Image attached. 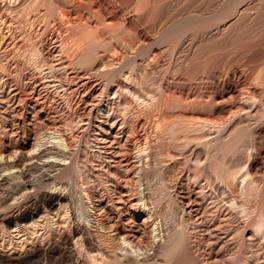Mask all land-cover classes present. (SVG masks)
<instances>
[{
    "label": "bare ground",
    "instance_id": "1",
    "mask_svg": "<svg viewBox=\"0 0 264 264\" xmlns=\"http://www.w3.org/2000/svg\"><path fill=\"white\" fill-rule=\"evenodd\" d=\"M25 1H27V0H25ZM232 1L235 2V0H232ZM238 1H240V0H238ZM47 2H49V1H47ZM231 2H229L228 4H232ZM241 2H243V1H241ZM241 2H239V3H241ZM262 2H263V0H262ZM223 3H225V2H223ZM223 3H222V5H223ZM239 3H238V5H239ZM260 3H261V1H260ZM54 4H52L53 7H54ZM236 4H237V2H236ZM222 5H221V7H222ZM233 5H234V3H233ZM261 5H262V3H261ZM263 5H264V3H263ZM182 6H183V4H182ZM200 6H201V4H200ZM239 6L234 5L233 8L235 10H237ZM226 7H228L229 9L227 8L228 10H224V9H222V10L229 12V10L232 8V7L230 8L229 5H227ZM54 9H55V7H54ZM54 9L52 12H54ZM235 10H234V13L236 14V12H238V11H235ZM247 10H249V9H247ZM251 10H249V11H251ZM261 10H263V9L261 8ZM261 10H260V12L258 10L257 11L259 13H261ZM224 11H222V12H224ZM242 12H243V15L244 14L249 15V13L244 12L243 9H242ZM213 13H215V12H213ZM234 13H232V14H234ZM224 14H226V13H224ZM256 14H258V13H256ZM194 15H196V13ZM239 15H240V13H239ZM212 16H214V15H212ZM245 16H243L244 17L243 19L246 18ZM201 17H203V16H201ZM233 17H234V15H233ZM240 17L242 18V16H240ZM258 17H259V15H258ZM263 17L264 16H262V19H260L261 21L264 19ZM223 18H225V16ZM256 18H257V15H256ZM195 19H197V18H195ZM215 19H217V18H215ZM237 19H239V17ZM243 19L241 21H243ZM248 19H249V16H248ZM181 20H182V18H181ZM181 20H178V22ZM234 20L236 21V19H234ZM256 20L259 21V18H257ZM253 21H254V19H253ZM255 22H257V21H255ZM262 22H260V23L262 24ZM194 23L195 22H193V25H196ZM190 24H192L191 21H189V23H187L188 26L184 25V28L186 26H187L186 28H190L189 27ZM219 24L221 25L222 23H219ZM234 24L237 25V27H238L239 23L238 24L237 23L231 24V22L229 23V21H228V24H226V25L232 26ZM240 24H243V23H240ZM245 24H247V23H245ZM200 25L201 24H198V26H200ZM235 25H234V27H235ZM170 26H172V25H170ZM176 27H178L177 29L179 30L180 26H176ZM167 28H164V29L167 30ZM174 28H173V30H174ZM182 28H183V26H182ZM191 28H192V26H191ZM202 29H204V28H202ZM107 30H110V29H107ZM116 30L117 29H115V31ZM173 30H171L172 33H173ZM175 30H176V28H175ZM186 30H188V29H186ZM204 30H206V29H204ZM222 30H223V28H222ZM226 30L228 31V28ZM117 31L119 32V30H117ZM70 32H72V31H70ZM108 32H111V31H108ZM182 32H185V31H182ZM203 32L207 33V31H203ZM229 32H230V30H229ZM229 32H227V34ZM233 32H234V29H233ZM88 33H89V31H88ZM172 33H168L169 34L168 36H170ZM177 33H178V31H177ZM114 34H115V32H114ZM127 34H129V33H127ZM183 34H185V33H183ZM187 34L188 33H186V35ZM94 35L96 36V33H94ZM177 35H179V34H177ZM115 36H116V34H115ZM166 36H167V34H166ZM183 36H185V35H183ZM91 37H93V36H91ZM172 37H174V36H172ZM82 38H86V37H82ZM87 38H88V35H87ZM253 38H255V37H253ZM30 39H32V38H30ZM63 39H65V37ZM80 39H81V37H80ZM80 39H78V40L80 41ZM188 39H190V38H188ZM164 40H165V38H164ZM248 40H250V39H248ZM81 41L83 42L84 39ZM96 41L97 40H95V42ZM218 41H220V40H218ZM80 42H79V44H80ZM175 42H177V41L175 40ZM29 43H32V42H29ZM39 43L40 44H38V46L35 45L34 47L31 46V44H30V47L31 48L33 47V48L31 50H29L31 62L34 61L38 65V66L35 65V66H37L36 67L37 69L35 68L37 71L35 69H33L37 72L36 76L35 75L32 76L33 80H31V81L26 80L27 76L25 79H23L24 78L23 74H21V72H20L21 69L19 70V67L15 68L16 65H14L15 67H13V68L10 67L11 65L8 66L9 64H6V65L4 64V65L0 66V264H264V112L263 113L261 112L263 119L260 118L261 114L259 117L261 120H263L262 125H260V126L258 125V127L256 126L257 128H255V129L253 128L254 130L251 132V134H252L251 140L253 142L252 150H251L252 155H251L250 160L247 163V167H246L247 170H246V172L244 171L245 175H243L244 177H241V180H240L241 185H240L239 189H237L234 186L230 187V190H229L230 192H228L233 196L234 201L231 200V202H229L227 206H225L223 204L221 205V202H219L218 198H216L215 196L210 194L206 190V187H205L204 183L202 182V180H203L202 178L204 177V176H202V172L204 169L202 170L200 168V166L198 167L197 165L191 166V164H189V163H191L190 160H189V163L185 162L183 164L184 165L183 173L181 174V172H180L181 176L178 174L177 175L178 178L176 176V179H175V181H173V184L169 183L172 181L170 179L167 180V181L170 180L169 182H166V177H167V175L170 174L169 170H168L170 167L169 168H165V166L162 167L163 162L165 164L166 160L176 159L175 155L173 154V152H171V150L174 152L181 150L183 146L185 147V143L187 141L186 139H185L184 144L181 143L182 141L177 143V139H176V143L174 142L173 144L172 143L169 144L172 141L165 144V143H163L164 142L163 140H160L163 142H161V143L158 142L159 144L156 145L157 147H154L151 145L152 144L151 141H150L151 144L149 143V141L147 142V140H149V139L144 140L145 135L141 131V121L140 120H136L135 122L133 121V123H131L132 124L131 131L133 132L132 136L130 138L127 137L126 139H124V132H125L124 130H123L124 132H122L119 129L116 130L115 127L112 128V126H111V128H108V127H106V125H104V123H105V116L103 115L104 111L102 113L100 111L96 112L93 109L94 107H92L93 105L89 106L90 103H89L87 98L90 96L92 97L93 95L90 92V88H89L88 83H87L88 81L87 82L82 81L83 82L81 84L82 91L79 92L80 89L77 87H76V89L75 88L72 89V87H71L72 85H70L72 83L69 80H68V83H66V84L63 83L61 80H59L57 74L59 72L63 71L62 69H64L66 65L64 66V63H60L61 61H59V60H58L59 62L57 61L58 63L56 62V64H52L53 59L51 61V57L54 56V55L52 56L54 51H53V53L52 52L49 53V51L47 50L46 46L48 43V38L42 39V41ZM202 43H204V42H202ZM98 44H99V41H98ZM100 44H102V43H100ZM91 45L92 46H90V48L88 47L89 49H87V51L84 50L85 53L83 52V55L77 60V62L75 61L77 64H73V63H71V64L80 65L81 67H83V66L86 67L87 65L90 66V64L93 66L92 63H94V61L96 59L95 58V55H96L95 51H96V49H98L97 48L98 46L94 45V43H92ZM126 45H128V44H126ZM163 46H164V44H163ZM66 47H67V45H66ZM211 47H212V45H211ZM83 48H85V47L83 46ZM142 48H144V47H142ZM173 48H175V47L173 46ZM60 49H62V48H60ZM68 50H66V51H68ZM77 50H75V51H77ZM19 51H21V50H19ZM27 51H28V49H27ZM75 51H74V53H75ZM108 51H111V50L109 49ZM133 52H135V51H133ZM171 52H173V51H171ZM176 53H178V52H176ZM12 55H14V54H12ZM55 55H57V54H55ZM177 56H179V55H177ZM74 57H76V56L74 55ZM56 59H58V58H56ZM98 59H100V58H97V60ZM207 59H208V57H207ZM154 61H155V59H154ZM29 62H30V60H29ZM124 62H125V60H124ZM164 63H165V61H164ZM171 63H173V62H171ZM29 64H28V66H29ZM177 64H178V62H177ZM253 64H251V65H253ZM138 66H140V65H138ZM30 67H31V65H30ZM69 67H71V66H69ZM116 67H118V66H116ZM170 67H171V65H170ZM126 68H128V67H126ZM253 68H255V66H253ZM82 69H85V68L83 67V68H81V70ZM119 69H117V70L119 71ZM252 69H251V71H252ZM105 70H104L105 72L104 71L102 72L100 70L101 73L99 72V74L97 73L98 71L96 72L98 74V78L99 77H100V79L102 78V81H103L102 84L104 86V87L102 86L103 89H101V90H100V87H98L99 88L98 89L99 90L98 95L100 97L103 96L104 93L107 91V88H109V85L112 83L113 78L115 76V74L113 73L114 71L111 72L112 70H110V71L107 69H105ZM211 71H213L212 67H211ZM92 73L95 74V72H92ZM202 73H204V72H202ZM120 74H122V73H119L118 75H120ZM213 74H215V73H213ZM60 75H63V74H60ZM66 75L68 76V72ZM200 75L201 74H199V76ZM219 75H220V73H219ZM254 75H255V78L252 79V81H254V82L250 81L248 83L249 92H248L247 97L245 99L242 98L244 100H241V102H238V104H236V106H232V104H231L230 107L226 108L228 111L225 109L227 111V114L229 113L231 115L229 118L230 119L229 122L230 121L233 122V120L237 119L236 117H238V116L240 118H242L243 116H241L242 115L241 113L244 112L243 114H245V111L247 109L249 110V108H251V107L254 108V106H256V104H260L264 101V63H262V65L260 64L258 70L256 71V73ZM9 76L13 77V79L15 78L13 85L10 84L11 83V77H9ZM161 77H163V76H161ZM234 77H235L236 81H234V82L229 81L227 86H224V87H226L225 90L229 93V96L232 95L233 97L236 96L237 93L239 92V89H240L239 84H241L240 82L243 80V75L241 72L240 73L238 72V73H234ZM30 78H28V79H30ZM65 79H67V78H65ZM126 79H125V81H126ZM157 79L158 78H156V80ZM207 79H208V77H207ZM73 80H75V79H73ZM82 80H83V78H82ZM177 82H178V80H177ZM138 83H136L137 85L135 84L136 87L139 85ZM211 83H209V84L211 85ZM140 84H141V82H140ZM165 84H164V87L168 86L167 84L166 85ZM246 86H244V87H246ZM12 88L14 90H13V92H10V90ZM211 89H212V87H211ZM130 90H129V92H130ZM207 90H209V89H207ZM126 92L127 91H125L124 93H126ZM146 92H148V91H146ZM241 92H243V91H241ZM245 92H246V90H245ZM85 93H87V94L83 95ZM131 93H132V91H131ZM161 93L163 95L164 91L160 92V94ZM181 93H182V91H181ZM127 94H128V92H127ZM197 94H198V92H197ZM134 95H135V93H134ZM162 95L160 96V98H158L156 96V98H158V103H157L158 107L161 106V104H162V101H163V100H161V99H163ZM129 96H130V93H129ZM212 97H214V96H212ZM221 97H223V96L221 95ZM236 97H235V99H236ZM93 98H94V96H93ZM121 98H122V96H121ZM219 98L220 97L215 98V100H217ZM232 98H230V100ZM238 98L239 97H237V100H239ZM201 99H205V97L204 98L201 97ZM222 99H225V98H222ZM101 100H102V98H101ZM114 100H115V98H114ZM137 100H138V97H137ZM165 100L166 99H164V101ZM212 101H213V99H212ZM222 101H224V100H222ZM120 102H121V100H120ZM156 102L157 101H155V104H156ZM166 102H169V101H166ZM187 102H189V101H187ZM218 102H221V100L216 101L215 103H218ZM225 102L227 103V101H225ZM225 102L224 103L222 102V103L225 104ZM231 102L233 103L232 100H231ZM196 103H197V101H196ZM198 103L201 105L200 102H198ZM206 103H208V102H206ZM104 104H106V103H104ZM202 104H203V102H202ZM218 104H221V103H218ZM129 105H131V104H129ZM213 105L214 104H212V106ZM227 105H228V103H227ZM233 105H235V104H233ZM121 106H124V105H121ZM158 107H156V108L159 109ZM208 107H210V104ZM117 108H118V106H117ZM177 108H179V107H177ZM253 108H251V109L253 110ZM207 109H209V108H206V110ZM251 109L249 111H251ZM262 109H263V107H262ZM134 110L136 111V109H134ZM198 110L201 111L200 109H198ZM149 111H152V110H149ZM183 111L185 112V110H183ZM184 112L182 113L183 115H185ZM209 112H207V113L209 114ZM246 112H248V111H246ZM251 112H248V114H251ZM176 113L178 114V112H176ZM136 114H138V113H136ZM167 114H169V113H167ZM194 114H196V113H194ZM131 115L134 116L133 113ZM149 115H151V114H149ZM149 115L147 114L148 118H149ZM172 115H173V111H172ZM206 115H202L203 117H201L204 121L210 122V123L212 121L214 122V120L212 118L213 116L211 117L212 114L210 116L209 115L206 116ZM124 116H126V115L124 114ZM151 116H153V114ZM165 116H167V115H165ZM217 116H219V115H217ZM257 116H259V113ZM135 117H137V116H135ZM138 117L140 119L141 116H138ZM159 117H160V115H159ZM164 117H162V120H164L163 119ZM192 117H194V116H192ZM115 118H117V117H115ZM167 118H168V116H167ZM167 118H165V119L168 120ZM245 118H243V119L245 120ZM107 119H109V118H107ZM129 119L130 118H128V120ZM202 119H200V120H202ZM160 120H159V125H160ZM181 120H183V119L181 118ZM170 121H168V123H170ZM234 121H236V120H234ZM232 122H230V123H232ZM181 123H183V122L181 121ZM204 123H202L203 127L206 124V123L205 124ZM129 124H130V122H129ZM164 124L166 125V123H164ZM143 125H142V127H143ZM122 126L123 125H121V127ZM166 126H164L165 129H166ZM169 126L170 125H168V127ZM172 126H173L172 129H174L175 127L177 128V125H175V126L172 125ZM214 126H216V125H214ZM164 127L162 129H164ZM202 128H200V129H202ZM208 128H210V127H208ZM225 129H227V128H225ZM188 130H190V129L187 128V131ZM198 130H199V128H198ZM210 130H211V128H210ZM236 130H238V129H236ZM127 131L129 133H131L129 130H127ZM153 131L154 130H152V132ZM158 131L160 132V129ZM229 131L231 132V130H229ZM242 131L244 132V130H242ZM167 132H165L164 135ZM208 132H209V130H208ZM156 134H157V132H156ZM209 134H210V132H209ZM220 134H222V133H220ZM126 135H128V134H126ZM234 135H236V134H234ZM168 136H169V134H168ZM229 136H231V135L229 134ZM229 136H228V138H229ZM237 136H234V138L232 137L233 139H231L230 142L226 143L224 141L225 143L222 142V144L218 145L219 146L218 152L220 153V151H221L222 153H224V156H226V154H229V152L232 151L231 149L234 148V146H236L237 141H239V140L236 141ZM247 136H248V134H247ZM159 137H160V139H163V138H161V136H159ZM207 137H209V136L207 135ZM239 137L240 136H238V139H240ZM241 137L243 138L242 135H241ZM169 138L166 139V141L171 139V138L170 139ZM187 139H189V138H187ZM201 140H205L207 142L206 139H201ZM143 141H145V142H143ZM241 141L243 142V139H241L239 142H241ZM245 141H247V140H245ZM153 142H155V140ZM183 142H184V140H183ZM206 142H204V143H206ZM208 142H211V141H208ZM249 142L250 141H248V143ZM187 143H188V141H187ZM189 143H192V141H190ZM193 143H195V142H193ZM204 143H203V145H204ZM199 144L198 143L196 144V148H197V146H199ZM201 144H202V142H201ZM238 144L239 143H237V145ZM188 145H190V144H188ZM206 146H208V145H206ZM245 148H247V147H245ZM186 149H182L181 151H185ZM205 149L207 150L208 148H205ZM235 149H233V150H235ZM235 151H232V152H235ZM193 153H194V151H193ZM205 154H206V152H205ZM180 155H182V154H180ZM216 155H218V154L216 153ZM231 156H232V154H231ZM219 157H220V155H219ZM214 158H216V157L214 156ZM214 158L212 157L211 160H209L210 162L208 163L212 172H215V173L218 172V174L219 173L221 174V172L225 171L226 174L228 172V175L231 173L233 175V177H234V174L236 175V173H232L231 171H229L228 169H226L224 167L228 164V162L226 165L222 166V163H219L217 158L216 159H214ZM224 158L222 160H224ZM228 159L230 160V158H228ZM237 159H238V157H237ZM240 160H242V159H240ZM193 161H195V160H193ZM206 161H207V159H206ZM231 162H229V164H231ZM192 164H193V162H192ZM197 164L199 165L198 161H197ZM204 164H201V165L203 166ZM183 165H181V166H183ZM243 168H244V165H243ZM234 169H231V170H234ZM179 170H181V169H179ZM184 171H185V173H184ZM239 171H241V170H239ZM208 175H206V176H208ZM224 175H225V173L223 174V176ZM201 176H202V178H201ZM236 176H235V178H236ZM167 178H169V177H167ZM220 178H219V180H220ZM214 179H215V177H214ZM173 180H174V178H173ZM221 180H222V178H221ZM231 180H232V178H231ZM223 181H224V179H223ZM233 181H235V180H233ZM211 182H213V181H211ZM207 187H209V186H207ZM228 193H227V195H228ZM250 199L251 200L254 199V201L256 200V202H257V203L255 202L256 205L250 206L251 203L248 202ZM223 203H225V202H223ZM236 214L248 217L247 222L245 221V222L240 223V222L236 221V216H235ZM239 215H237V216H239Z\"/></svg>",
    "mask_w": 264,
    "mask_h": 264
},
{
    "label": "rangeland",
    "instance_id": "2",
    "mask_svg": "<svg viewBox=\"0 0 264 264\" xmlns=\"http://www.w3.org/2000/svg\"><path fill=\"white\" fill-rule=\"evenodd\" d=\"M44 1V2H43ZM49 1V2H47ZM138 1V2H137ZM0 0V66L9 64L10 67H19L21 69V74H23V79L31 81L32 76L37 75V64L33 61L31 62L30 51L35 45L38 46L39 42L44 38H48L47 50L54 53L52 54L51 61L52 64H56L59 60L60 63H64L65 68L63 71L57 74L58 79L63 83H68V80L72 83V89L79 88V92L82 91L81 84L87 82L90 88V92L93 96L88 97L89 106L93 105V109L96 112H103L105 116L106 127L112 128L115 127L116 130H121L126 132L129 130L131 133L124 132V139L132 136L131 127L133 121H141V131L145 135L147 142H152V146L157 147L159 143L163 142L167 144L185 143V151H172L175 155L174 160H166L163 166L169 168V175L166 177V182L173 184L176 176L180 172L183 173L184 163L189 160L191 166L197 165L203 170L202 182L204 183L206 190L218 198L221 205L227 206L229 202L234 201L233 196L228 193L230 192V187L234 186L237 189L240 187L241 177H244L247 170V163L252 155V134L251 132L262 125V113L264 112V101L256 106L249 108L245 111V114L241 113L243 116H239L229 122L230 114H227V109L232 106H236L238 102L244 100L249 92L248 83L255 78V73L258 70L260 64L264 63V19L261 21L262 16H264V0ZM185 1V2H184ZM202 1V2H201ZM232 1V2H231ZM243 1V2H241ZM257 3H256V2ZM262 5H261V3ZM204 2V3H203ZM213 2V3H212ZM225 2V3H223ZM231 2L232 4H228ZM237 2V4H236ZM241 2V3H239ZM251 2V3H250ZM255 2V3H254ZM55 3V4H54ZM165 3V4H164ZM210 3V4H209ZM223 3V5H222ZM233 3L236 6H239L237 10L233 8ZM239 3V5H238ZM39 4V5H38ZM54 4V7L53 5ZM163 4V5H162ZM183 4V6H182ZM201 4V6H200ZM205 4V5H204ZM242 4V5H241ZM253 4V5H252ZM259 4V5H258ZM48 5V6H47ZM51 5V6H50ZM56 5V6H55ZM190 5V6H189ZM197 5V6H196ZM217 5V6H216ZM222 5V7H221ZM232 13L235 11L236 14L229 13V8ZM232 5V6H231ZM47 6V7H46ZM51 8H50V7ZM194 6V7H193ZM246 6V7H245ZM250 6V7H249ZM254 6V7H253ZM25 7V8H24ZM257 9H256V8ZM48 8V9H47ZM165 8V9H164ZM179 8V9H178ZM184 8V9H183ZM226 8V9H225ZM228 8V9H227ZM241 8V9H240ZM261 8L263 10H261ZM54 9V12H52ZM193 9V10H192ZM218 9V10H217ZM224 9V10H222ZM234 9V10H233ZM249 13V15L242 12ZM249 9V10H246ZM217 10V11H216ZM221 10V11H220ZM233 10V11H232ZM261 13H259L258 11ZM27 11V12H26ZM51 11V12H50ZM166 11V12H165ZM194 11V12H193ZM224 11V12H222ZM49 12V13H48ZM58 12V13H57ZM206 12V13H205ZM215 12V13H213ZM221 12V13H220ZM228 12V13H227ZM258 14H256V13ZM3 13V14H2ZM163 13V14H162ZM196 13V15H194ZM213 13V14H212ZM226 13V14H224ZM240 13V15H239ZM255 15H254V14ZM24 14V15H23ZM28 14V15H27ZM50 14V15H49ZM53 14V15H52ZM179 14V15H178ZM214 16H212V15ZM218 14V15H217ZM232 14V15H231ZM242 14V15H241ZM262 14V15H261ZM8 15V16H7ZM19 15V16H18ZM162 15V16H161ZM167 15V16H166ZM169 15V16H168ZM234 15V17H233ZM246 15V16H245ZM259 18V21L256 20ZM259 15V17H258ZM26 16V17H25ZM200 16V17H199ZM203 16V17H201ZM209 16V17H208ZM211 16V17H210ZM225 16V18H223ZM227 16V17H226ZM242 16V18L240 17ZM245 16L246 18L243 19ZM249 16V19H248ZM165 17V18H164ZM189 19H188V18ZM232 17V18H231ZM239 17V19H237ZM182 18V20H181ZM197 18V19H195ZM199 18V19H198ZM203 18V19H202ZM217 18V19H215ZM264 18V17H263ZM186 19V20H185ZM192 19V20H191ZM207 19V20H206ZM236 19V21L234 20ZM243 19V21H241ZM254 19V21H253ZM178 20H181L178 22ZM185 20V21H184ZM196 20V21H195ZM199 20V21H198ZM226 20V21H225ZM246 20V21H245ZM96 21V22H95ZM169 21V22H168ZM172 21V22H171ZM191 21L192 24L186 28ZM218 21V22H217ZM223 21V22H222ZM225 21V22H224ZM239 23L237 25L228 26V24ZM233 21V22H232ZM238 21V22H237ZM240 21V22H239ZM257 21V22H255ZM166 22V23H165ZM187 22V23H186ZM193 22H195L193 25ZM198 22V23H197ZM200 22V23H199ZM213 22V23H212ZM247 24H245V23ZM262 22V24L260 23ZM212 23V24H211ZM219 23H222L221 25ZM243 23V24H240ZM253 23V24H252ZM10 24V25H9ZM16 24V25H15ZM96 24V25H95ZM148 24V25H147ZM150 24V25H149ZM159 24V25H158ZM163 24V25H162ZM169 24V25H168ZM198 24H201L198 26ZM210 24V25H209ZM260 24V25H259ZM86 25V26H85ZM172 25V26H170ZM183 28H182V26ZM184 25H187L184 28ZM203 25V26H202ZM216 27H215V26ZM248 25V26H247ZM2 26V27H1ZM143 26V27H142ZM180 26L179 30L177 29ZM202 26V27H201ZM208 26V27H207ZM240 26V27H239ZM243 26V27H242ZM261 26V27H260ZM80 27V28H79ZM87 27V28H86ZM89 27V28H88ZM168 27V28H167ZM176 30H175V28ZM196 27V28H195ZM200 27V28H199ZM226 27V28H225ZM233 27V28H232ZM246 27V28H245ZM252 27V28H251ZM20 28V29H19ZM86 30H85V29ZM161 28V29H160ZM164 28H167L164 29ZM174 28V30H173ZM206 30H204V29ZM223 28V30H222ZM228 28V31L226 30ZM231 28V29H230ZM255 28V29H254ZM7 29V30H6ZM83 29V30H82ZM94 29V30H93ZM110 29V30H107ZM115 29L119 30V32ZM146 29V30H145ZM188 29V30H186ZM210 29V30H209ZM234 29V32H233ZM236 29V30H235ZM254 29V30H253ZM91 30V31H90ZM100 30V31H99ZM173 30V33L172 31ZM225 30V31H224ZM230 30V32H229ZM72 31V32H70ZM74 31V32H73ZM89 31V33H88ZM96 33V36L94 33ZM111 31V32H108ZM116 34H114V32ZM158 31V32H157ZM168 31V32H167ZM178 31V33H177ZM185 31V32H182ZM189 31V32H188ZM197 31V32H196ZM203 31H207L203 32ZM222 31V32H221ZM243 31V32H242ZM3 32V33H2ZM80 32V33H79ZM91 32V33H90ZM103 32V33H102ZM113 32V33H112ZM117 32V33H116ZM164 32V33H163ZM182 32V33H181ZM227 32H229L227 34ZM234 34H233V33ZM245 32V33H244ZM263 32V33H262ZM78 33V34H77ZM83 35H82V34ZM102 35H101V34ZM110 33V34H109ZM119 33V34H118ZM129 33V34H127ZM168 33H172L168 36ZM185 33V34H183ZM186 33H188L186 35ZM215 33V34H214ZM239 33V34H238ZM68 34V35H67ZM86 34V35H85ZM136 34V35H135ZM162 34V35H161ZM167 34V36H166ZM179 34V35H177ZM195 34V35H194ZM225 34V35H224ZM233 34V35H232ZM236 34V35H235ZM259 34V35H258ZM24 35V36H23ZM54 35V36H53ZM88 35V38H87ZM124 35V36H123ZM127 35V36H126ZM129 35V36H128ZM158 35V36H157ZM185 35V36H183ZM197 35V36H196ZM221 37H220V36ZM263 35V36H262ZM93 36V37H91ZM109 36V37H108ZM115 36V37H114ZM160 36V37H159ZM174 36V37H172ZM176 36V37H175ZM225 36V37H224ZM230 36V37H229ZM53 37V38H52ZM57 37V38H56ZM65 37V39H63ZM68 37V38H67ZM73 37V38H72ZM75 37V38H74ZM81 37V39H80ZM86 37V38H82ZM96 37V38H95ZM98 37V38H97ZM103 37V38H102ZM105 37V38H104ZM118 37V38H117ZM122 37V38H121ZM192 37V38H191ZM199 37V38H198ZM220 37V38H219ZM255 37V38H253ZM6 38V39H5ZM15 38V39H14ZM29 38V39H28ZM32 38V39H30ZM52 38V39H51ZM63 40H62V39ZM160 38V39H159ZM165 38V40H164ZM170 38V39H169ZM179 38V39H178ZM183 38V39H182ZM190 38V39H188ZM194 38V39H193ZM225 38V39H224ZM229 38V39H228ZM237 38V39H236ZM56 39V40H55ZM60 39V40H59ZM78 39L84 41L80 42ZM88 39V40H87ZM97 40L95 42V40ZM111 39V40H110ZM120 39V40H119ZM178 39V40H177ZM186 39V40H185ZM208 39V40H207ZM250 39V40H248ZM254 39V40H253ZM3 40V41H2ZM59 40V41H58ZM73 42H72V41ZM113 40V41H112ZM173 40V41H172ZM175 40L177 42H175ZM180 40V41H179ZM220 40V41H218ZM245 40V41H244ZM69 41V42H68ZM94 45H97L98 49L95 51V61L93 66H83L85 69H82L80 65L77 64V60L83 55V52L92 46L91 42ZM104 41V42H103ZM112 41V42H111ZM130 41V42H129ZM152 41V42H151ZM194 41V42H193ZM207 41V42H206ZM209 41V42H208ZM245 43H244V42ZM12 42V43H11ZM32 42V43H29ZM35 42V43H34ZM80 42V44H79ZM106 42V43H105ZM108 42V43H107ZM110 42V43H109ZM204 42V43H202ZM213 42V43H212ZM230 42V43H229ZM241 42V43H240ZM249 42V43H248ZM87 43V44H86ZM96 43V44H95ZM100 43H104L103 45ZM119 43V44H118ZM124 43V44H123ZM139 43V44H138ZM175 43V44H174ZM182 43V44H181ZM220 43V44H219ZM9 44V45H8ZM33 46L32 48L30 47ZM33 44V45H32ZM58 44V45H57ZM61 46H60V45ZM71 44V45H70ZM74 44V45H73ZM76 44V45H75ZM79 44V45H78ZM85 44V45H84ZM106 44V45H105ZM108 44V45H107ZM128 44V45H126ZM143 46H142V45ZM162 44V45H161ZM164 44V46H163ZM173 44V45H172ZM209 44V45H208ZM250 44V45H249ZM254 44V45H253ZM64 45V46H63ZM67 45V47H66ZM69 45V46H68ZM85 48H83V46ZM89 45V46H88ZM126 45V46H125ZM177 47H176V46ZM199 45V46H198ZM212 45V47H211ZM226 45V46H225ZM100 46V47H99ZM107 46V47H106ZM110 46V47H109ZM169 46V47H168ZM173 46L175 48H173ZM179 46V47H178ZM204 46V47H203ZM209 46V47H208ZM236 46V47H235ZM253 46V47H252ZM19 49H18V48ZM74 47V48H73ZM89 47V48H88ZM127 47V48H126ZM133 47V48H132ZM144 47V48H142ZM166 47V48H165ZM199 47V48H198ZM208 47V48H207ZM211 47V48H210ZM229 47V48H228ZM250 47V48H249ZM62 48V49H60ZM67 48V49H66ZM73 48V49H72ZM82 48V49H81ZM101 48V49H100ZM111 50L108 51L107 49ZM124 48V49H123ZM207 48V49H206ZM216 48V49H215ZM219 48V49H218ZM235 48V49H234ZM14 49V50H13ZM28 49V51H27ZM60 49V50H59ZM69 49V50H68ZM78 49V50H77ZM81 49V50H80ZM166 49V50H165ZM170 49V50H169ZM196 49V50H195ZM229 49V50H228ZM16 50V51H15ZM21 50V51H19ZM56 50V51H55ZM64 50V51H63ZM68 50V51H66ZM77 50V51H75ZM85 50V51H84ZM107 52H106V51ZM116 50V51H115ZM131 50V51H130ZM176 50V51H175ZM182 50V51H181ZM204 50V51H203ZM218 50V51H217ZM221 50V51H220ZM255 50V51H254ZM7 51V52H6ZM13 51V52H12ZM24 51V52H23ZM26 51V52H25ZM66 51V52H65ZM71 51V52H70ZM75 51V53H74ZM114 51V52H113ZM130 51V52H129ZM135 51V52H133ZM139 51V52H138ZM169 51V52H168ZM173 51V52H171ZM180 51V52H179ZM201 51V52H200ZM212 51V52H211ZM248 51V52H247ZM21 52V53H20ZM178 52V53H176ZM193 52V53H192ZM219 52V53H218ZM223 52V53H222ZM3 53V54H2ZM119 53V54H118ZM176 53V54H175ZM244 53V54H243ZM14 54V55H12ZM17 54V55H16ZM57 54V55H55ZM64 54V55H63ZM66 54V55H65ZM72 56H71V55ZM76 57H74V55ZM77 54V55H76ZM107 54V55H106ZM163 54V55H162ZM169 54V55H168ZM189 54V55H188ZM12 55V56H11ZM62 55V56H61ZM69 55V56H68ZM102 55V56H101ZM160 57H159V56ZM173 55V56H172ZM179 55V56H177ZM195 55V56H194ZM200 55V56H199ZM27 56V57H26ZM67 56V57H66ZM98 56V57H97ZM115 56V57H114ZM171 56V57H170ZM17 57V58H16ZM26 57V58H25ZM153 57V58H152ZM174 57V58H173ZM178 57V58H177ZM180 57V58H179ZM208 57V59H207ZM58 58V59H56ZM77 58V59H76ZM97 58H100L97 60ZM185 58V59H184ZM187 58V59H186ZM214 58V59H213ZM262 58V59H261ZM30 62H29V60ZM66 59V60H65ZM116 59V60H115ZM150 59V60H149ZM155 59V61H154ZM176 59V60H175ZM184 59V60H183ZM193 59V60H192ZM39 60V59H38ZM37 60V61H38ZM71 60V61H70ZM125 60V62H124ZM170 60V61H169ZM191 60V61H190ZM225 60V61H224ZM243 60V61H242ZM58 61V62H59ZM69 61V62H68ZM76 61V62H75ZM97 61V62H96ZM108 61V62H107ZM123 63H122V62ZM130 61V62H129ZM165 61V63H164ZM189 61V62H188ZM2 62V63H1ZM30 64H29V63ZM57 62V63H58ZM99 62V63H98ZM120 62V63H119ZM133 62V63H132ZM156 62V63H155ZM173 62V63H171ZM178 62V64H177ZM235 62V63H234ZM39 63V62H38ZM66 63V64H65ZM70 63V64H69ZM73 63V64H71ZM146 63V64H145ZM154 63V64H153ZM182 63V64H181ZM191 63V64H190ZM246 63V64H245ZM255 65H254V64ZM19 64V65H18ZM29 64V66H28ZM33 64V65H32ZM69 64V65H68ZM253 64V65H251ZM18 65V66H17ZM31 65V67H30ZM37 65V66H35ZM58 65V64H57ZM128 65V66H127ZM140 65V66H138ZM171 65V67H170ZM184 65V66H183ZM71 66V67H69ZM73 66V67H72ZM104 66V67H103ZM108 66V67H107ZM114 66V67H113ZM118 66V67H116ZM137 66V67H136ZM162 66V67H161ZM189 66V67H188ZM255 66V68H253ZM258 66V67H257ZM33 67V68H32ZM128 67V68H126ZM145 67V68H144ZM149 67V68H148ZM180 67V68H179ZM211 67L212 70L211 71ZM215 69H214V68ZM36 68V69H35ZM91 68V69H90ZM103 68V69H102ZM120 68V69H119ZM126 68V69H125ZM160 68V69H159ZM175 68V69H174ZM246 68V69H245ZM249 68V69H248ZM253 68V69H252ZM35 69V70H33ZM72 69V70H71ZM94 69V70H93ZM105 69L112 70L115 74L112 83L107 88V91L103 96H99V88L103 89L102 78H98L99 72H103ZM119 69V71L117 70ZM125 69V70H124ZM242 69V70H241ZM252 69V71H251ZM86 70V71H85ZM101 70V71H100ZM135 70V71H134ZM146 70V71H145ZM158 70V71H157ZM255 70V71H254ZM72 71V72H71ZM98 71V72H97ZM106 71V70H105ZM104 71V72H105ZM108 71V72H109ZM121 71V72H120ZM123 71V72H122ZM142 71V72H141ZM149 71V72H148ZM181 71V72H180ZM217 71V72H216ZM231 71V72H230ZM233 71V72H232ZM68 72V76L66 75ZM87 74H86V73ZM89 72V73H88ZM92 72H95L92 73ZM98 74H97V73ZM169 72V73H168ZM180 72V73H179ZM185 72V73H184ZM204 72V73H202ZM212 72V73H211ZM242 73L243 80L239 84L240 89L236 96H229V93L225 90L227 84L230 82L236 81L234 73ZM248 72V73H247ZM29 73V74H28ZM91 73V74H90ZM119 73H122L118 75ZM138 73V74H137ZM155 73V74H154ZM167 73V74H166ZM175 73V74H174ZM215 73V74H213ZM220 73V75H219ZM230 73V74H229ZM25 74V75H24ZM27 74V75H26ZM63 74V75H60ZM76 74V75H75ZM133 74V75H132ZM189 74V75H188ZM199 74H201L199 76ZM209 74V75H208ZM222 74V75H221ZM249 74V75H248ZM251 74V75H250ZM29 75V76H28ZM81 75V76H80ZM93 75V76H92ZM128 75V76H127ZM230 75V76H229ZM248 77H247V76ZM253 75V76H252ZM60 76V77H59ZM66 76V77H65ZM72 76V77H71ZM88 76V77H87ZM97 76V77H96ZM145 76V77H144ZM151 76V77H150ZM154 76V77H153ZM159 76V77H158ZM163 76V77H161ZM173 76V77H172ZM210 76V77H209ZM225 76V77H224ZM11 77V76H9ZM31 77V78H30ZM121 77V78H120ZM149 77V78H148ZM203 77V78H202ZM208 77V79H207ZM253 77V78H252ZM30 78V79H28ZM67 78V79H65ZM70 78V79H69ZM72 78V79H71ZM81 78V79H80ZM83 78V80H82ZM86 78V79H85ZM89 78V79H88ZM96 78V79H95ZM117 78V79H116ZM127 78V79H126ZM156 78H158L156 80ZM180 78V79H179ZM221 78V79H220ZM63 79V80H62ZM75 79V80H73ZM88 79V80H87ZM99 79V80H98ZM123 79V80H122ZM126 79V81H125ZM182 79V80H181ZM231 79V80H230ZM15 78L11 77V83L13 85ZM25 80V81H26ZM91 80V81H90ZM135 80V81H134ZM148 80V81H147ZM163 80V81H162ZM172 80V81H171ZM178 80V82H177ZM83 81V82H82ZM130 83H129V82ZM146 81V82H145ZM157 81V82H156ZM160 81V82H159ZM219 81V82H218ZM27 82V81H26ZM69 82V83H70ZM99 82V83H98ZM139 82V83H138ZM141 82V84H140ZM201 82V83H200ZM212 82V83H211ZM217 82V83H216ZM221 82V83H220ZM254 82V81H252ZM95 83V84H94ZM115 83V84H114ZM136 83L139 85L136 87ZM160 83V84H159ZM168 86L164 87V84ZM206 85H205V84ZM211 83V85L209 84ZM216 83V84H215ZM245 83V84H244ZM98 84V85H97ZM101 84V85H100ZM136 84V85H135ZM158 84V85H157ZM165 84V85H166ZM75 85V86H74ZM131 85V86H130ZM135 85V86H134ZM151 85V86H150ZM162 85V86H161ZM210 85V86H209ZM218 85V86H217ZM248 87H247V86ZM11 86V85H10ZM79 86V87H78ZM124 86V87H123ZM141 86V87H140ZM144 86V87H143ZM157 86V87H156ZM246 86V87H244ZM13 87V86H12ZM104 87V86H103ZM118 87V88H117ZM207 87V88H206ZM212 87V89H211ZM219 87V88H218ZM242 87V88H241ZM14 88V87H13ZM11 89L10 92H13L14 89ZM93 88V89H92ZM117 88V89H116ZM129 88V89H128ZM161 88V89H160ZM201 88V89H200ZM131 89V90H130ZM150 89V90H149ZM160 89V90H159ZM167 89V90H166ZM171 89V90H170ZM189 89V90H188ZM204 91H203V90ZM209 89V90H207ZM130 90V92H129ZM169 90V91H168ZM208 92H207V91ZM218 90V91H217ZM246 90V92H245ZM122 91V92H121ZM125 91L127 92L124 93ZM132 91V93H131ZM148 91V92H146ZM164 91V94L160 92ZM167 91V92H166ZM182 91V93H181ZM221 91V92H220ZM243 91V92H241ZM198 92V94H197ZM204 92V93H203ZM223 92V93H222ZM118 93V94H117ZM124 93V94H123ZM130 93V96H129ZM135 93V95H134ZM182 95H181V94ZM212 93V94H211ZM247 93V94H246ZM87 93L83 94L86 95ZM150 94V95H149ZM159 94V95H158ZM197 94V95H196ZM211 94V95H210ZM223 97H221V95ZM245 94V95H244ZM107 95V96H106ZM117 95V96H116ZM128 95V96H127ZM134 95V96H133ZM163 96L161 100L162 104L158 107V98ZM203 95V96H202ZM207 95V96H206ZM210 95V96H209ZM239 95V96H238ZM122 96V98H121ZM124 96V97H123ZM156 96L158 98H156ZM165 96V97H164ZM170 96V97H169ZM183 96V97H182ZM187 96V97H186ZM197 96V97H196ZM205 99H201V97ZM214 96V97H212ZM225 96V97H224ZM113 97V98H112ZM118 97V98H117ZM131 97V98H130ZM138 97V100H137ZM219 99L215 100V98ZM234 99H233V98ZM236 97V99H235ZM102 98V100H101ZM107 98V99H106ZM115 98V100H114ZM126 98V99H125ZM140 98V99H139ZM181 98V99H180ZM197 100H196V99ZM200 98V99H199ZM225 98V99H222ZM233 101V103L231 102ZM244 98V99H242ZM99 99V100H98ZM128 99V100H127ZM143 99V100H142ZM164 99H166L164 101ZM213 99V101H212ZM121 100V102H120ZM131 100V101H130ZM179 100V101H178ZM199 100V101H198ZM211 100V101H210ZM221 100V104L215 103L216 101ZM224 100V101H222ZM230 100V101H229ZM237 100V101H236ZM92 101V102H91ZM102 101V102H101ZM109 101V102H108ZM112 101V102H111ZM129 101V102H128ZM148 101V102H147ZM152 101V102H151ZM155 101L156 104H155ZM169 101V102H166ZM181 101V102H180ZM189 101V102H187ZM197 101V103H196ZM208 103H206V102ZM210 101V102H209ZM227 101V103L225 102ZM229 101V102H228ZM131 102V103H130ZM136 104H135V103ZM166 102V103H165ZM180 102V103H179ZM185 104H184V103ZM200 102L201 105L198 103ZM203 102V104H202ZM213 102V103H212ZM225 102V104L223 103ZM96 103V104H95ZM98 103V104H97ZM100 103V104H99ZM102 103V104H101ZM106 103V104H104ZM121 103V104H120ZM131 105H129V104ZM134 103V104H133ZM142 103V104H141ZM151 103V104H150ZM168 103V104H167ZM170 103V104H169ZM172 103V104H171ZM188 103V104H187ZM206 103V104H205ZM230 103V104H229ZM119 104V105H118ZM154 104V105H153ZM178 104V105H177ZM199 104V105H198ZM210 104V107H208ZM212 104H214L212 106ZM218 104V105H217ZM235 104V105H233ZM27 105V104H26ZM96 105V106H95ZM124 105V106H121ZM174 105V106H173ZM198 105V106H197ZM203 105V106H202ZM207 105V106H206ZM118 106V108H117ZM120 106V107H119ZM126 106V107H125ZM133 106V107H132ZM150 106V107H149ZM164 106V107H163ZM170 106V107H169ZM222 106V107H221ZM101 107V108H100ZM109 107V108H108ZM135 107V108H134ZM152 107V108H151ZM155 107V108H154ZM158 107L159 109H157ZM179 107V108H177ZM209 108L206 110V108ZM263 107V109H262ZM124 108V109H123ZM163 108V109H162ZM166 108V109H165ZM171 108V109H170ZM176 108V109H175ZM105 109V110H104ZM126 109V110H125ZM136 109V111L134 110ZM169 109V110H168ZM181 111H180V110ZM185 110V112L183 110ZM200 109L201 111H199ZM227 111H226V110ZM261 109V110H260ZM118 110V111H117ZM120 110V111H119ZM134 112H133V111ZM145 110V111H144ZM152 110V111H149ZM176 110V111H175ZM220 110V111H219ZM125 113H124V112ZM149 111V112H148ZM158 111V112H157ZM160 111V112H159ZM173 111V115H172ZM196 111V112H195ZM211 113H210V112ZM215 111V112H214ZM223 111V112H222ZM115 112V113H114ZM129 112V113H128ZM138 114H136V113ZM154 112V113H153ZM178 112V114L176 113ZM184 112L185 115L182 113ZM200 112V113H199ZM209 112V114L207 113ZM225 112V113H224ZM259 113V116L258 113ZM262 112V113H261ZM123 113V114H122ZM133 113L134 116L131 114ZM160 113V114H159ZM165 113V114H164ZM169 113V114H167ZM196 113V114H194ZM205 113V114H204ZM224 115H223V114ZM247 113V114H246ZM108 114V115H107ZM119 114V115H118ZM124 114L126 116H124ZM142 114V115H141ZM144 114V115H143ZM147 114H153V116ZM160 117H159V115ZM184 116H182V115ZM210 116L214 120V124L211 122L204 121L201 117L202 115ZM253 114V115H252ZM256 114V115H255ZM261 114V117H260ZM110 115V116H109ZM118 115V116H117ZM123 115V116H122ZM162 115V116H161ZM167 115V116H165ZM180 115V116H179ZM219 115V116H217ZM247 115V116H246ZM249 115V116H248ZM108 116V117H107ZM120 116V117H119ZM137 116V117H135ZM138 116H141L140 119ZM146 116V117H145ZM157 116V117H156ZM165 116V117H164ZM179 116V117H178ZM194 116V117H192ZM199 116V117H198ZM224 118H223V117ZM226 116V117H225ZM255 118H254V117ZM117 117V118H115ZM162 117H164L162 120ZM176 117V118H175ZM198 117V118H197ZM246 117V118H245ZM261 119H260V118ZM109 118V119H107ZM128 118H130L128 120ZM167 118L168 120H166ZM171 118V119H170ZM181 118L183 120H181ZM196 118V119H195ZM202 120H200V119ZM239 118V119H238ZM245 118V120L243 119ZM253 118V119H252ZM161 119V120H160ZM171 121H170V120ZM176 119V120H175ZM190 119V120H189ZM198 119V120H197ZM216 119V120H215ZM225 119V120H224ZM241 119V120H240ZM249 119V120H248ZM122 120V121H121ZM127 122H126V121ZM160 120V125H159ZM197 120V121H196ZM259 120V121H258ZM125 123H124V122ZM130 124H129V122ZM163 121V122H162ZM170 121V123H168ZM181 121L183 123H181ZM192 121V122H191ZM202 121V122H201ZM261 121V122H260ZM185 122V123H184ZM187 122V123H186ZM190 122V123H189ZM194 122V123H193ZM198 124H197V123ZM204 123L201 125L200 123ZM162 123V124H161ZM166 123V125L164 124ZM172 123V124H171ZM174 123V124H173ZM216 123V124H215ZM260 123V124H259ZM112 124V125H111ZM115 124V125H114ZM145 126H144V125ZM181 124V125H180ZM228 124V125H227ZM230 124V125H229ZM239 124V125H238ZM110 125V126H109ZM121 125H123L121 127ZM143 125V127H142ZM162 125V126H161ZM168 125H170L168 127ZM172 125H177L172 129ZM179 125V126H178ZM185 125V126H184ZM197 125V126H196ZM207 125V126H206ZM216 125V126H214ZM238 125V126H237ZM120 126V127H119ZM158 126V127H157ZM161 126V127H160ZM166 126V129L165 127ZM181 126V127H180ZM187 126V127H186ZM200 126V127H199ZM205 129H203L202 127ZM213 126V127H212ZM224 126V127H223ZM226 126V127H225ZM237 126V127H236ZM243 126V127H242ZM257 126V127H256ZM130 127V128H129ZM146 129H145V128ZM164 127V129H162ZM171 127V128H170ZM180 127V128H179ZM185 127V128H184ZM219 127V128H218ZM222 127V128H221ZM236 127V128H235ZM245 127V128H244ZM169 128V129H168ZM187 128L190 130L187 131ZM195 128V129H194ZM199 128V130H198ZM202 128V129H200ZM214 128V129H213ZM227 128V129H224ZM229 128V129H228ZM252 128V129H251ZM254 128V129H253ZM143 129V130H142ZM160 129V132L158 131ZM170 131H168V130ZM173 131H172V130ZM192 129V130H191ZM223 129V130H222ZM235 131H233V130ZM238 129V130H236ZM124 130V131H123ZM145 130V131H144ZM152 130H154L152 132ZM163 130V131H162ZM165 130V131H164ZM168 132H167V131ZM184 130V131H183ZM186 130V131H185ZM196 130V131H195ZM210 134H209V132ZM213 130V131H212ZM231 130V132L229 131ZM241 130V131H240ZM244 130V132L242 131ZM190 131V132H189ZM194 131V132H193ZM203 131V132H202ZM240 131V132H239ZM149 132V133H148ZM157 132V134H156ZM163 132V133H162ZM167 132L164 135V133ZM173 132V133H172ZM184 132V133H183ZM198 132V133H197ZM201 132V133H200ZM213 132V133H212ZM222 134H220V133ZM238 132V133H237ZM250 132V133H249ZM163 135H162V134ZM172 133V134H171ZM180 133V134H179ZM189 133V134H188ZM196 133V134H195ZM218 133V134H217ZM128 134V135H126ZM148 134V135H147ZM161 134V135H160ZM182 134V135H181ZM202 134V135H201ZM229 134L231 136H229ZM236 134V135H234ZM239 134V135H238ZM248 134V136H247ZM167 135V136H166ZM175 137H173V136ZM180 135V136H179ZM196 135V136H195ZM207 135L209 137H207ZM212 135V136H211ZM240 136L238 139V136ZM243 136V138L241 137ZM154 136V137H153ZM163 139H160V137ZM164 136V137H163ZM171 136V137H170ZM215 136V137H214ZM229 136V138H228ZM237 136V140L243 139V142L237 141L239 143L234 148L232 152L224 156L220 150L218 152V145L223 143L230 142L231 139ZM156 137V138H155ZM158 137V138H157ZM167 137V138H166ZM172 139H170V138ZM197 137V138H196ZM206 137V138H205ZM212 137V138H211ZM233 137V138H232ZM245 137V138H244ZM165 138V139H164ZM170 139L167 140L166 139ZM189 138V139H187ZM222 138V139H221ZM226 138V139H225ZM228 138V139H227ZM155 142H153L154 140ZM159 139V140H158ZM175 139V140H174ZM181 139V140H180ZM184 142H183V140ZM191 139V140H190ZM193 139V140H192ZM206 139L205 140H200ZM163 140V141H160ZM174 140V141H173ZM179 140V141H178ZM216 140V141H215ZM247 140V141H245ZM190 141L195 143H189ZM199 141V142H198ZM211 141V142H208ZM225 141V142H224ZM248 141H250L248 143ZM145 142V141H143ZM159 142V143H158ZM202 142V144H201ZM206 142V143H204ZM252 142V143H251ZM156 143V144H155ZM199 144L196 148V144ZM204 143V145H203ZM208 143V144H207ZM210 143V144H209ZM190 144V145H188ZM246 144V145H245ZM188 145V146H187ZM192 145V146H191ZM208 145V146H206ZM212 145V146H211ZM249 145V146H248ZM153 147V148H154ZM237 147V148H236ZM247 147V148H245ZM194 148V149H193ZM205 148H208L207 150ZM236 148V149H235ZM235 149V150H233ZM246 149V150H245ZM155 150V149H154ZM174 150V149H173ZM244 150V151H243ZM194 151V153H193ZM213 151V152H212ZM187 152V153H186ZM204 152V153H203ZM206 152V154H205ZM218 155H216V153ZM249 152V153H248ZM185 153V154H184ZM222 153V154H221ZM235 153V154H234ZM178 156H177V155ZM182 154V155H180ZM211 154V155H210ZM232 154V156H231ZM207 155V156H206ZM220 155V157H219ZM222 155V156H221ZM240 155V156H239ZM214 156L217 158L219 163H222L226 169L236 175L229 174L228 172H212L209 167V160ZM225 158H224V157ZM187 157V158H186ZM190 157V158H189ZM238 157V159H237ZM181 158V159H180ZM202 160H201V159ZM214 158V159H216ZM224 158V160H222ZM230 158V160L228 159ZM207 159V161H206ZM233 159V160H232ZM242 159V160H240ZM244 159V160H243ZM195 160V161H193ZM222 160V161H221ZM170 161V162H169ZM182 161V162H181ZM199 162V165L197 164ZM203 161V162H202ZM221 161V162H220ZM225 161V162H224ZM232 161V162H231ZM240 161V162H239ZM180 162V163H179ZM193 162V164H192ZM231 162V164H229ZM237 162V163H236ZM180 165H179V164ZM205 163V164H204ZM235 163V164H234ZM169 164V165H168ZM172 166H171V165ZM201 164H204L203 166ZM179 165V166H178ZM183 165V166H181ZM221 165V164H220ZM242 165V166H241ZM244 165V168H243ZM237 166V167H236ZM175 167V168H174ZM203 167V168H202ZM235 169H234V168ZM240 167V168H239ZM174 168V169H173ZM209 168V169H208ZM237 168V169H236ZM244 170H243V169ZM173 169V170H172ZM181 169V170H179ZM208 169V170H207ZM234 169V170H231ZM172 170V171H171ZM241 170V171H239ZM237 171V172H236ZM245 171V172H244ZM173 173V174H172ZM185 173V171H184ZM205 173V174H204ZM225 175L223 176V174ZM209 174V175H208ZM241 174V175H240ZM208 175V176H206ZM219 175V176H218ZM172 176V177H171ZM181 176V175H180ZM212 176V177H211ZM230 176V177H229ZM236 176V178H235ZM206 177V178H205ZM215 177V179H214ZM222 180H221V178ZM240 177V178H239ZM174 178V180H173ZM178 178V176H177ZM220 178V180H219ZM232 178V180H231ZM234 178V179H233ZM239 178V179H238ZM170 179L169 181H167ZM208 179V180H207ZM210 179V180H209ZM224 179V181H223ZM238 179V180H237ZM217 180V181H216ZM219 180V181H218ZM235 180V181H233ZM213 181V182H211ZM233 181V182H232ZM216 182V183H215ZM209 183V184H208ZM214 183V184H213ZM232 183V184H231ZM229 184V185H228ZM212 185V186H211ZM238 187H237V186ZM209 186V187H207ZM228 186V187H227ZM211 190V191H210ZM214 190V191H213ZM224 191V192H223ZM216 193V194H215ZM228 193V195H227ZM223 195V196H222ZM227 195V196H226ZM226 196V197H225ZM222 199V200H221ZM227 201H226V200ZM251 200V199H250ZM250 202V206L256 205L254 199ZM225 202V203H223ZM236 202V201H235ZM253 202V203H252ZM257 203V202H256ZM236 214V221L242 223L247 222L248 217L243 215ZM239 219H238V218ZM244 218V219H243ZM223 236V235H222ZM229 238V237H228ZM231 238V237H230Z\"/></svg>",
    "mask_w": 264,
    "mask_h": 264
}]
</instances>
